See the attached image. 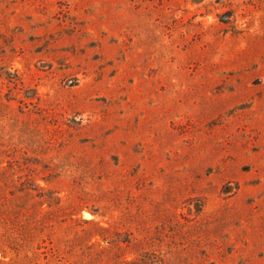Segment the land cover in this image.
Wrapping results in <instances>:
<instances>
[{
  "label": "rangeland",
  "instance_id": "rangeland-1",
  "mask_svg": "<svg viewBox=\"0 0 264 264\" xmlns=\"http://www.w3.org/2000/svg\"><path fill=\"white\" fill-rule=\"evenodd\" d=\"M0 264H264V0H0Z\"/></svg>",
  "mask_w": 264,
  "mask_h": 264
},
{
  "label": "trees",
  "instance_id": "trees-1",
  "mask_svg": "<svg viewBox=\"0 0 264 264\" xmlns=\"http://www.w3.org/2000/svg\"><path fill=\"white\" fill-rule=\"evenodd\" d=\"M1 106V105H0Z\"/></svg>",
  "mask_w": 264,
  "mask_h": 264
}]
</instances>
